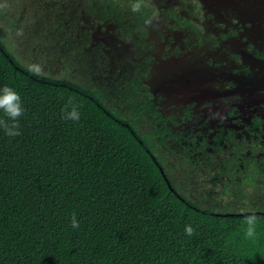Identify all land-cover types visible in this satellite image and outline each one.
Returning <instances> with one entry per match:
<instances>
[{"label": "trees", "instance_id": "1", "mask_svg": "<svg viewBox=\"0 0 264 264\" xmlns=\"http://www.w3.org/2000/svg\"><path fill=\"white\" fill-rule=\"evenodd\" d=\"M116 4L0 0V95L23 110L14 122L0 109L20 133L0 125V264H264L257 177L198 187L193 146L101 80L80 10L107 18Z\"/></svg>", "mask_w": 264, "mask_h": 264}, {"label": "flooded vegetation", "instance_id": "2", "mask_svg": "<svg viewBox=\"0 0 264 264\" xmlns=\"http://www.w3.org/2000/svg\"><path fill=\"white\" fill-rule=\"evenodd\" d=\"M116 6L107 18L80 10V33L99 56L101 80L117 99L138 96L170 141L193 146L198 187H234L252 176L264 186V0ZM130 106L123 102L122 112ZM208 169L213 183L204 179Z\"/></svg>", "mask_w": 264, "mask_h": 264}, {"label": "clouds", "instance_id": "3", "mask_svg": "<svg viewBox=\"0 0 264 264\" xmlns=\"http://www.w3.org/2000/svg\"><path fill=\"white\" fill-rule=\"evenodd\" d=\"M133 10L139 11L140 10V4L138 2L133 4ZM2 95H0V109H2L5 114L12 120V121H17L18 118L23 114V110L20 106V97L18 93H16L13 89L9 87H5L2 90ZM72 119H79L78 114L73 111L70 114V117ZM0 125L5 127L6 133L10 135H19L20 133L18 131L16 132H11L9 130V127L7 123L3 120H0ZM12 128H18L19 124L18 123H13L11 125ZM72 227L73 228H78L79 223L76 221L75 216L72 217ZM189 234H191V229H188ZM251 234V231L249 232Z\"/></svg>", "mask_w": 264, "mask_h": 264}, {"label": "water", "instance_id": "4", "mask_svg": "<svg viewBox=\"0 0 264 264\" xmlns=\"http://www.w3.org/2000/svg\"><path fill=\"white\" fill-rule=\"evenodd\" d=\"M160 171H161V169H160ZM161 173H162V171H161Z\"/></svg>", "mask_w": 264, "mask_h": 264}]
</instances>
